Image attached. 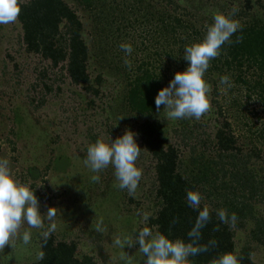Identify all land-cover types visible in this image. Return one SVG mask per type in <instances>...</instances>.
<instances>
[{
	"label": "rangeland",
	"instance_id": "1",
	"mask_svg": "<svg viewBox=\"0 0 264 264\" xmlns=\"http://www.w3.org/2000/svg\"><path fill=\"white\" fill-rule=\"evenodd\" d=\"M64 1L82 19L83 39L90 54V78L94 82L97 75H102L103 86L95 96L73 85L64 64L52 67L39 55L25 51L18 20L0 25V159L8 160L14 179L35 190L42 214L46 215L49 207L57 208L53 221L57 227L51 235L56 241L75 243L78 257L89 255L97 264H145L146 257L138 244L121 247L115 241L134 242L139 231L148 227L149 219L145 221L144 215L154 217L159 208L155 198L154 160L136 135L141 148L136 166L142 170V177L133 193L118 187L111 165L98 173V183L93 182L91 177L97 173L91 172L84 161L88 146L97 140L110 142L126 130L135 133V120L124 100L127 84L135 72L133 62L139 57L134 54V48L148 38L150 25L142 15L149 6L157 10L165 0H142L141 4H137L138 0H104L93 11H82L74 0ZM250 1L251 7L245 11L244 0H181L180 3L203 33L208 24H213L215 14L239 23H264V0ZM138 6L142 9H138L140 13L133 10ZM127 14L130 25L125 21L119 23L118 19L124 20ZM117 26L121 32L114 31ZM150 42H147L149 46L153 44ZM121 44H131L130 56L121 50ZM125 59L131 62V69L125 65ZM212 73H205L204 77L212 87L209 112L199 120H169L164 109L155 119L163 122L166 140L178 150L183 173L186 170L195 174L197 164H192L195 158L198 161L203 156V160L215 161L214 174L197 188L203 197L201 203L212 208L219 205L218 210L225 208L223 203L228 199L235 204L244 200L251 203L252 211L247 218L237 220L235 227H230L236 253L245 251L254 263L264 264V201L252 187L256 181L264 180V105L254 86L258 76L254 70H247V79L251 81L248 86L231 80L233 86L225 91V86L215 82ZM225 123L241 149L236 165L234 161L227 164L228 157L219 162L214 148V134ZM60 156L64 157V166L56 170L55 160ZM237 170L242 184L234 180L233 171ZM36 174L38 178L31 176ZM251 195L256 197L249 198ZM225 209L228 210L227 206ZM100 221L103 231L96 230ZM50 223L45 219L42 229L30 228L25 223L20 233L30 231L31 243L24 245L17 239L12 248L6 245L0 251V264L36 261L43 232ZM150 229L156 234L155 228Z\"/></svg>",
	"mask_w": 264,
	"mask_h": 264
},
{
	"label": "trees",
	"instance_id": "2",
	"mask_svg": "<svg viewBox=\"0 0 264 264\" xmlns=\"http://www.w3.org/2000/svg\"><path fill=\"white\" fill-rule=\"evenodd\" d=\"M74 1L82 11H93L95 5L101 4L104 0ZM244 1L245 11L251 7V1ZM137 2L141 4L142 0ZM180 2L181 0H165L163 4H159L157 10L149 6L142 15L150 25L146 33L149 39L140 41L134 48V54L139 57L133 62L135 72L127 84L124 100L126 108L135 120L138 140L155 162V198L159 202V208L155 216L149 218L148 227L155 228L156 233H162L170 239L187 241V233L198 213L188 206L186 194L188 191H197L198 186L214 174L216 163L206 158L203 160V156L198 161H195L197 160L195 158L192 162L193 165L197 164L195 174L186 170L183 173L180 169L178 150L166 140L163 122L155 119V116L164 110L161 106L158 111L155 106L154 101L158 91L168 85L176 72L186 69L188 62L183 58L185 48L202 41L207 32L205 30L202 33L197 28L198 22L189 19L190 13ZM139 8L140 6L134 7V12ZM139 10V13L142 12ZM240 14L244 15V13ZM123 18L124 20L118 19L119 23L125 21L126 25H130L128 14ZM18 22L26 52L39 55L43 60L49 61L52 67L64 64L67 77L73 85L83 87L92 95H99V88L103 86V77L97 75L94 82L90 78L88 67L90 54L83 39V22L68 3L64 0L21 1ZM240 25L241 29L231 37V42L223 45L220 55L210 61L206 73L218 71L212 73L215 82L220 81L221 76L227 75L234 84L248 86L251 81L247 79V70L248 72L254 70L255 75L258 76L254 86L258 88V97L264 105V23L244 21ZM114 31L121 32V27H115ZM146 41H151L150 44L154 45L149 46ZM145 52L149 54H144ZM214 148L219 154V162L228 157L227 164H232L234 161L236 165L241 149L236 145V139L227 123L217 128L214 134ZM63 158L61 156L56 158V170L63 168ZM29 171L31 174L32 170ZM238 174V170L233 171L234 180L242 184ZM31 176L38 178L39 174ZM252 187L253 192L257 189V193L264 201V180L256 181ZM255 197V195L249 196L252 199ZM250 204L246 200L235 204L228 199L223 203L228 210L224 207L223 209L229 216L234 213L237 220L242 221L252 211ZM204 206H209L213 213L211 221L202 230L199 244L206 245L212 240L216 243L215 246L209 247L208 252L190 257L191 264H213L217 257L227 252L237 255L239 264H256L247 252L236 253L234 233L230 224L221 223L215 215L219 205H214L212 208L209 204L201 203V207ZM76 250L75 243L56 241L50 235L47 240L42 238L40 241V252L44 253V259L42 261L37 259L29 264H97L89 255L78 257Z\"/></svg>",
	"mask_w": 264,
	"mask_h": 264
},
{
	"label": "clouds",
	"instance_id": "3",
	"mask_svg": "<svg viewBox=\"0 0 264 264\" xmlns=\"http://www.w3.org/2000/svg\"><path fill=\"white\" fill-rule=\"evenodd\" d=\"M21 12V0H0V25L16 23ZM213 24L207 29L204 39L184 50V59L188 62L182 72H176L166 87L161 88L155 97V106L159 111L166 109V118L169 120H182L195 118L199 120L211 109V85L205 80V73L210 67V61L220 55L221 48L231 42V37L241 29L239 21L233 20L223 14H215ZM121 50L130 56L133 52L131 44H121ZM125 65L131 69L132 64L128 59ZM220 84L225 86V91L233 86L229 76L220 77ZM122 118V117H121ZM120 118V119H121ZM136 133L126 130L124 134L110 142L97 140L87 148V158L84 161L91 172L97 173L91 177L93 182L100 181V173L110 165L114 168V175L119 182L121 190L129 193L135 192L142 177V170L136 166L141 152L136 140ZM203 197L198 191H188L186 202L190 208L197 211L198 215L185 239H170L162 233L153 234L149 227L139 231L134 242L123 243L116 240L118 246L138 244L139 250L146 257L145 264H191L189 258L206 253L210 246H215V241L206 245L199 244L202 239V230L207 227L212 219L213 210L209 206L201 207ZM41 205L35 190L13 178L6 159H0V251L6 245L14 246V241L20 239L24 245L32 241V233L20 230L26 223L30 228H44L45 219L50 226L43 232L45 240L55 232L57 225L53 222L57 215L56 207H49L41 213ZM215 215L223 224L235 227L237 216H229L224 209L215 211ZM149 219L144 215V220ZM103 221L97 224L96 230L103 231ZM218 230V229H217ZM38 260L44 259L40 252ZM213 264H239V258L232 252H227L217 257Z\"/></svg>",
	"mask_w": 264,
	"mask_h": 264
}]
</instances>
